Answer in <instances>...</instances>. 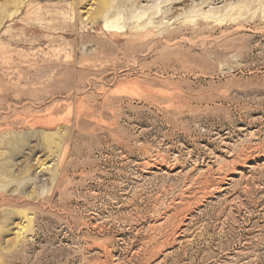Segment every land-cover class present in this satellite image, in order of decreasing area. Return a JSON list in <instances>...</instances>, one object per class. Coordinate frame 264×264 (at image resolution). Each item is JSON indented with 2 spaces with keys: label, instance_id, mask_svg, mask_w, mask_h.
Segmentation results:
<instances>
[{
  "label": "rangeland",
  "instance_id": "obj_1",
  "mask_svg": "<svg viewBox=\"0 0 264 264\" xmlns=\"http://www.w3.org/2000/svg\"><path fill=\"white\" fill-rule=\"evenodd\" d=\"M108 1L0 0V264H264V0Z\"/></svg>",
  "mask_w": 264,
  "mask_h": 264
},
{
  "label": "bare ground",
  "instance_id": "obj_2",
  "mask_svg": "<svg viewBox=\"0 0 264 264\" xmlns=\"http://www.w3.org/2000/svg\"><path fill=\"white\" fill-rule=\"evenodd\" d=\"M108 0H97V4L98 7H104L106 4H108ZM194 2V1H193ZM197 2V1H196ZM107 6V5H106ZM188 6V5H187ZM96 9V8H95ZM92 13V12H91ZM96 13V12H95ZM212 12L211 15H213ZM92 17V15L90 16ZM210 17H214V16H210V15H206L204 18H198L196 19L195 25H194V30H196V32L198 34H200L203 38L207 39L209 35H211L215 30H227L229 28H231L232 23L231 22H226L225 24L222 23L223 20H218V22L214 23L213 21L215 20H211L212 18ZM97 19V18H96ZM217 19V18H215ZM186 25V24H184ZM223 34V33H222ZM200 37V38H202ZM207 37V38H206ZM182 39V37H181ZM185 39V38H183ZM159 40V39H158ZM176 41V40H174ZM181 41V40H180ZM186 41V39H185ZM188 41V40H187ZM166 43V42H165ZM152 46V45H151ZM152 49V48H151ZM212 55V54H211ZM133 61V60H132Z\"/></svg>",
  "mask_w": 264,
  "mask_h": 264
}]
</instances>
